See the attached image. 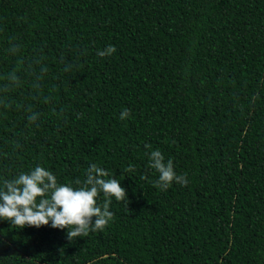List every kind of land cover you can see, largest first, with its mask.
Here are the masks:
<instances>
[{
	"label": "trees",
	"instance_id": "16d2710c",
	"mask_svg": "<svg viewBox=\"0 0 264 264\" xmlns=\"http://www.w3.org/2000/svg\"><path fill=\"white\" fill-rule=\"evenodd\" d=\"M91 164L127 190L105 229L0 219V264H264V0H0V190Z\"/></svg>",
	"mask_w": 264,
	"mask_h": 264
},
{
	"label": "clouds",
	"instance_id": "9594fccd",
	"mask_svg": "<svg viewBox=\"0 0 264 264\" xmlns=\"http://www.w3.org/2000/svg\"><path fill=\"white\" fill-rule=\"evenodd\" d=\"M115 52V46L110 44L98 51L97 55L104 57ZM130 115L131 110L125 108L120 113V119L124 120ZM36 118L33 114L29 120L34 122ZM146 147L151 148V145ZM148 159L149 167L159 173L155 187L167 190L174 182L187 186L186 174H177L173 161H166L159 149L150 151ZM134 171L133 165L124 169L125 173ZM107 177V170L91 164L83 184L73 188L70 184L58 183L50 170L36 166L28 172H21L14 179L4 181V188L0 190V219L19 228L50 225L56 229H67L69 241L86 237L89 231H103L114 216L109 210L111 198L128 201L127 190L121 182ZM76 183L79 185L80 181ZM100 193L106 197L102 205L97 203Z\"/></svg>",
	"mask_w": 264,
	"mask_h": 264
}]
</instances>
